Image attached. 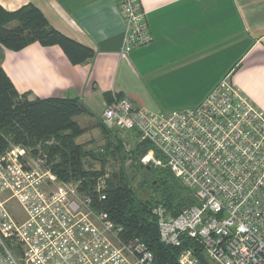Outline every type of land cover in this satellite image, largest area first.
Masks as SVG:
<instances>
[{"label":"built area","instance_id":"obj_1","mask_svg":"<svg viewBox=\"0 0 264 264\" xmlns=\"http://www.w3.org/2000/svg\"><path fill=\"white\" fill-rule=\"evenodd\" d=\"M118 3L127 54L152 37L139 0ZM102 122L151 141L165 158L155 164L194 192L197 202L176 215L153 208L162 242L181 248L187 238L201 248V257L181 248L179 264H264V110L239 87L226 77L199 106L169 112L114 96ZM27 157L17 146L0 155V264H155L143 241L121 237L80 181L60 180L46 161Z\"/></svg>","mask_w":264,"mask_h":264},{"label":"crops","instance_id":"obj_2","mask_svg":"<svg viewBox=\"0 0 264 264\" xmlns=\"http://www.w3.org/2000/svg\"><path fill=\"white\" fill-rule=\"evenodd\" d=\"M149 44L122 52L125 23L118 0H0L7 10L34 4L49 23L95 50L73 64L62 47L0 44V67L19 93L79 99L86 131L77 142L103 139L110 94L154 112L195 108L224 79L264 110V0H139Z\"/></svg>","mask_w":264,"mask_h":264},{"label":"trees","instance_id":"obj_3","mask_svg":"<svg viewBox=\"0 0 264 264\" xmlns=\"http://www.w3.org/2000/svg\"><path fill=\"white\" fill-rule=\"evenodd\" d=\"M33 42L60 45L73 64L84 63L95 56L93 48L54 28L34 4L16 10H7L0 5V44L17 51ZM109 96L110 103L114 97ZM84 113L89 111L77 98H30L28 93H19L12 79L0 67V155L12 144L25 146L31 154L36 156L39 153L38 158L44 156L43 160L60 180L80 181V189L92 197L93 206L107 212L110 219L122 227L121 237L143 241L154 254L155 264H179L180 249L187 246L193 247L201 257V248L193 240L183 239L181 248L162 242L153 213L156 205L163 204L172 214H178L197 202L194 192L176 178L169 167L139 163L150 150H154L159 160L165 162V158L151 141L141 139L136 131H121L101 122L106 139L103 152L87 149L85 144L77 142L86 129L76 117ZM120 132L137 137L131 150H125L126 141ZM108 155L114 159L119 155L122 164L97 190L103 169H93L92 165L95 160H105ZM127 159L132 160L133 169L143 170V179L137 185L136 176L128 174Z\"/></svg>","mask_w":264,"mask_h":264},{"label":"rangeland","instance_id":"obj_4","mask_svg":"<svg viewBox=\"0 0 264 264\" xmlns=\"http://www.w3.org/2000/svg\"><path fill=\"white\" fill-rule=\"evenodd\" d=\"M121 133V136L122 138H124V140L126 141L124 143V148L125 150L127 149H132L135 145V141H136V136H128L126 134V132H120ZM141 138V136H140ZM106 145V139L105 137L103 139H100V140H96L95 142H93L92 144H90V147L89 149H93L95 152H103L105 150L104 146ZM23 147V148H26L25 146H21V145H16V144H12L10 145L7 150L13 148V147ZM88 148V147H86ZM104 148V149H103ZM27 149V148H26ZM39 155V153H38ZM38 155H33L31 154V151L29 150L28 151V156L29 158H25V159H34V160H38ZM148 157L149 158V161L147 163H144L143 162V159L145 157ZM41 157V156H40ZM42 159H45V157L43 156ZM89 160V158L87 159ZM154 160H159L156 156H155V152L154 150H150L148 151L146 154H144L141 158H140V161L139 163L142 164V165H154V166H163V165H157L155 164ZM94 165H92L93 169H96V170H99V169H103V173H101V177L106 180V182L108 181V179H110L112 177V175L119 170V168L121 167V160L119 158V155L117 156V159H114L112 156H107L105 158V160H101V159H97L94 161L93 163ZM133 164L132 160L131 159H127L126 163H125V166L128 167L127 168V171H128V174L129 175H135L136 178H135V184L137 185L138 181H141L143 179V170L141 168H135L133 169L131 167V165ZM88 167V166H87ZM12 210L13 212L21 217V216H24V212H23V209L21 208V206L17 203V202H13L12 203Z\"/></svg>","mask_w":264,"mask_h":264}]
</instances>
